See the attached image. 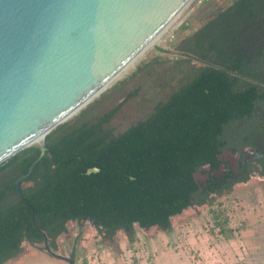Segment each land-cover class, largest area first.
I'll return each mask as SVG.
<instances>
[{
	"label": "trees",
	"instance_id": "1",
	"mask_svg": "<svg viewBox=\"0 0 264 264\" xmlns=\"http://www.w3.org/2000/svg\"><path fill=\"white\" fill-rule=\"evenodd\" d=\"M174 48L51 130L41 157L34 145L0 164V264L25 246L55 256L70 221L94 222L110 241L121 232L133 250L136 225L169 234L193 206L232 236L211 208L233 185L216 170L234 134L264 156V0H232Z\"/></svg>",
	"mask_w": 264,
	"mask_h": 264
},
{
	"label": "water",
	"instance_id": "2",
	"mask_svg": "<svg viewBox=\"0 0 264 264\" xmlns=\"http://www.w3.org/2000/svg\"><path fill=\"white\" fill-rule=\"evenodd\" d=\"M194 1L0 0V164L34 145L41 157L45 136L105 91Z\"/></svg>",
	"mask_w": 264,
	"mask_h": 264
},
{
	"label": "rangeland",
	"instance_id": "3",
	"mask_svg": "<svg viewBox=\"0 0 264 264\" xmlns=\"http://www.w3.org/2000/svg\"><path fill=\"white\" fill-rule=\"evenodd\" d=\"M231 1L195 0L165 29L154 44L142 52L135 64L113 80L107 88L130 74L137 65L155 56L171 59L177 42ZM186 24L191 28L181 29ZM230 190L229 194L217 198L211 207L219 208L220 211L223 209L227 227L232 231L229 238L226 237L227 234L220 233L218 228H213L210 208L193 206L173 218V231L169 234L161 232L158 228L144 229L136 225L137 237L131 243L133 250L125 247L127 239L121 232L116 234L114 241H110L103 238L91 222L86 221L78 225L70 221L66 225L67 232L57 239V253L65 258L74 254V264H100L98 254L107 251L109 253L103 255V264L110 263L112 259L117 260L116 264H137L142 259L144 264H152L151 260L155 254L157 259H162L161 264H165L161 255L167 256L168 264H178L180 261L175 259L173 263L169 261L173 253H176L179 260L188 259L184 262L193 264H264V177H250L247 181L233 184ZM25 248L32 254L9 264H30L34 254L28 247ZM138 251L144 258L136 257L135 253ZM64 264L69 263L64 261Z\"/></svg>",
	"mask_w": 264,
	"mask_h": 264
},
{
	"label": "flooded vegetation",
	"instance_id": "4",
	"mask_svg": "<svg viewBox=\"0 0 264 264\" xmlns=\"http://www.w3.org/2000/svg\"><path fill=\"white\" fill-rule=\"evenodd\" d=\"M216 171L217 177L233 182L231 184L240 182L237 180L242 178H245L244 181L253 176L263 178L264 156L258 147L241 140L237 134H234V138L226 143L219 156V166ZM202 176L205 180L208 177L207 174ZM92 225L94 226V224ZM53 255L62 257L59 254Z\"/></svg>",
	"mask_w": 264,
	"mask_h": 264
},
{
	"label": "crops",
	"instance_id": "5",
	"mask_svg": "<svg viewBox=\"0 0 264 264\" xmlns=\"http://www.w3.org/2000/svg\"><path fill=\"white\" fill-rule=\"evenodd\" d=\"M25 250H26V248H25ZM31 250L33 251L34 256L32 257V260L29 261L30 264H64V261H65L64 260V257L51 256L48 253H45L44 251H41V250L40 251H37V249L36 250L35 249H31ZM105 253H109V252L108 251L107 252H101V253L98 254V260H100V264H103L102 263L104 261L103 260L104 259L103 258L104 257L103 255H105ZM165 253H167V252H165ZM30 254H32V252L29 253V251L26 250V253L25 254H22L18 259L13 260V261H11L9 263L17 262L18 260L20 261L23 256L30 255ZM135 254L137 255L136 257H138V258L139 257H141V258L143 257L144 258V256L141 255V252H139V251L136 252ZM156 255L157 254H155L153 256V259L151 260L152 261V264H161V262H162L161 260L162 259H159L158 258L159 259L158 260ZM161 256H163V259L165 260L164 263L165 264H168V258H167V256L166 255H161ZM120 257H123V256H120ZM171 258L172 259H169L170 263H173V260L175 259L177 261H180L178 264H193L192 262L191 263L190 262H187V263L184 262V261H187L188 259L187 260L185 259L183 261L182 260H179V258L176 256V253L175 254L173 253V255L171 256ZM110 259H112V258H110ZM116 262H117V260L112 259V261L110 263H108V264H112V263L116 264ZM144 262L145 261L142 259V260H139L137 264H144Z\"/></svg>",
	"mask_w": 264,
	"mask_h": 264
},
{
	"label": "bare ground",
	"instance_id": "6",
	"mask_svg": "<svg viewBox=\"0 0 264 264\" xmlns=\"http://www.w3.org/2000/svg\"><path fill=\"white\" fill-rule=\"evenodd\" d=\"M159 39V37L154 41V43ZM153 43V44H154ZM152 45V44H151ZM150 45V46H151ZM144 52V51H143ZM142 53H140L138 56H136V58L120 73L119 76H121L123 73H125L126 71H128L137 61V59L139 58V56L141 55ZM118 76V77H119ZM73 116V115H72ZM71 118V117H70Z\"/></svg>",
	"mask_w": 264,
	"mask_h": 264
}]
</instances>
